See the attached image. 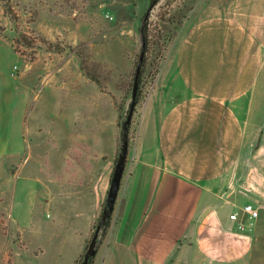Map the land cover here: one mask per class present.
I'll use <instances>...</instances> for the list:
<instances>
[{
  "label": "rangeland",
  "instance_id": "1",
  "mask_svg": "<svg viewBox=\"0 0 264 264\" xmlns=\"http://www.w3.org/2000/svg\"><path fill=\"white\" fill-rule=\"evenodd\" d=\"M5 1L0 0L2 5ZM203 1L158 0L149 6V0H9L18 15V30L5 13L12 26L8 37L12 42L18 38L20 52L37 54L33 61L22 54L11 58L7 43H0V264L8 256L34 258L37 247L43 250L36 253L38 259L66 264L85 238L81 262L121 152L143 16L148 10L151 44L127 130L119 191L131 171L148 100L176 44L178 28ZM0 28L3 33L5 26ZM20 32L35 47L26 46ZM37 34L57 39L62 51L46 52ZM69 45L100 62V85L83 74ZM257 131L247 138V144L259 148L247 152L255 165L242 168L241 174L260 181L239 187L260 197L250 201L259 208L253 244L242 256L219 264H264V125ZM120 205L116 199L109 227L99 232L98 249L109 242Z\"/></svg>",
  "mask_w": 264,
  "mask_h": 264
},
{
  "label": "crops",
  "instance_id": "2",
  "mask_svg": "<svg viewBox=\"0 0 264 264\" xmlns=\"http://www.w3.org/2000/svg\"><path fill=\"white\" fill-rule=\"evenodd\" d=\"M10 23L0 2V43L15 58ZM263 125L264 0H205L178 28L161 67L117 196L118 219L93 264H219L242 256L255 232L236 229L228 217L236 208L227 209L260 199L239 187L260 181L241 171L255 165L247 152L259 148L247 138ZM84 244L66 264H77ZM39 252L4 261L50 264Z\"/></svg>",
  "mask_w": 264,
  "mask_h": 264
},
{
  "label": "trees",
  "instance_id": "3",
  "mask_svg": "<svg viewBox=\"0 0 264 264\" xmlns=\"http://www.w3.org/2000/svg\"><path fill=\"white\" fill-rule=\"evenodd\" d=\"M149 1H150L149 6H153L158 0H149ZM2 7L4 9V13H6V14L8 13L9 16H10V19L14 22L15 31H17L18 30V23H17L18 15L12 9V7L9 5V0H6L4 2V4L2 5ZM145 14L143 16L142 23L140 25L141 39L144 41V47H143V49H144V56H143V60H142V64H141L140 76H142V74L144 72V67H145L146 62H147V53L149 51V45L151 44V40H150V35L151 34H150V26H149L150 23H149V20H148L149 19V16H147L145 18ZM0 30H2V29L0 28ZM34 37H35V39L39 40L40 42H42V43H44L46 45L45 46V51L46 52H57V53H59V52L62 51V45L58 43V40L57 39H56V41H53L50 38H47L46 36H43L41 34H37ZM157 38H160V36H157ZM19 39H21V41L26 46H28V47H35L32 44L31 38L26 33L20 32L19 33ZM12 40H13L14 49L17 52L21 53L22 55H26L27 56V59L29 61H33L36 58V54H37V51L36 50H33V52L32 53H29V54H27L25 52H20L19 49L17 48V45L15 44V43L19 42L18 38H12ZM83 45H84V43H83ZM69 47L71 49H73L74 50V53L79 57V59H80L79 67H80L81 71L83 72V74H85L89 79L93 80L98 85H100V79H99L98 74L96 73V69L101 68L100 62H98L97 60L91 59L89 57V54L88 53L85 54V53L81 52L80 49H79L80 47L70 46V45H69ZM37 48H40V46H38ZM138 60H139V58H138ZM140 76H139V78H140ZM138 97H139V88H137V92H136V96H135L136 104H137ZM130 104H131V102H130ZM130 104H129V106H130ZM105 207H106V201L103 204L102 211H103V209ZM113 211H114V209H113ZM113 211L102 222V225L100 227V230L103 228V231H106V229L109 227L110 220H111ZM101 214H102V212H101ZM101 214H100V218H101ZM98 222H99V220H98ZM100 230H99V232H100ZM98 237H99V233H98ZM98 239L99 238H97V244L99 243V240ZM97 250H98V248H97ZM95 256H96V254L94 256H91L89 258L88 264H93L94 263ZM83 257H84V254H83ZM83 257H82V259H83ZM77 264H80V263H78V261H77Z\"/></svg>",
  "mask_w": 264,
  "mask_h": 264
},
{
  "label": "water",
  "instance_id": "4",
  "mask_svg": "<svg viewBox=\"0 0 264 264\" xmlns=\"http://www.w3.org/2000/svg\"><path fill=\"white\" fill-rule=\"evenodd\" d=\"M149 15V11H146L145 18ZM144 41H141V49L139 53V60L136 66L135 74H134V80H133V88H132V101L129 106L128 114L126 116V120L124 122V132H123V142H122V147H121V152L118 155V158L114 164L111 178L109 181V188L107 190V196H106V207L103 209L101 218L99 219V222L96 225V228L93 232V235L90 239V242L88 244V247L84 253V257L80 264H88L89 258L91 256H94L97 252V238H98V233L100 230V227L102 225V222L111 214V212L114 209L115 202L118 196L122 176H123V171L125 168V162L127 158V153H128V135H127V130L129 127V124L131 122V117L134 112V108L136 105L135 101V96L137 92V88L139 85V76H140V71H141V64L144 56Z\"/></svg>",
  "mask_w": 264,
  "mask_h": 264
},
{
  "label": "built area",
  "instance_id": "5",
  "mask_svg": "<svg viewBox=\"0 0 264 264\" xmlns=\"http://www.w3.org/2000/svg\"><path fill=\"white\" fill-rule=\"evenodd\" d=\"M259 215V208L252 203H245L237 206L229 214V219L239 231L252 229L255 219Z\"/></svg>",
  "mask_w": 264,
  "mask_h": 264
}]
</instances>
